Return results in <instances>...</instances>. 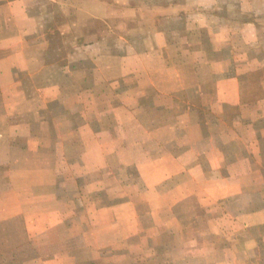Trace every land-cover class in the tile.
Wrapping results in <instances>:
<instances>
[{
    "label": "crops",
    "instance_id": "0c3cea01",
    "mask_svg": "<svg viewBox=\"0 0 264 264\" xmlns=\"http://www.w3.org/2000/svg\"><path fill=\"white\" fill-rule=\"evenodd\" d=\"M28 1L0 0V264H264V63L229 47L202 70L160 26L172 5L110 50L106 5L91 39L82 4V47L50 56ZM213 1L198 42L263 40L264 5L231 22Z\"/></svg>",
    "mask_w": 264,
    "mask_h": 264
},
{
    "label": "rangeland",
    "instance_id": "374dc122",
    "mask_svg": "<svg viewBox=\"0 0 264 264\" xmlns=\"http://www.w3.org/2000/svg\"><path fill=\"white\" fill-rule=\"evenodd\" d=\"M208 0H29V6L31 7L29 12V15L32 16L31 18L34 20L37 17L33 14H37V6L39 5H46V16H45V22L42 27H40V24H42L39 18L38 26L36 25V28H34V34L30 35V43L31 48H34V51L38 47V43H36L37 39H41L44 37L45 42L44 44H41L40 46H44V50L46 53L50 54V56L54 54L58 55H67L71 53L72 51H75L78 53L81 45L84 42V33L86 30H82L80 28L79 23L84 22L87 17L88 13L84 12V9L81 7L82 4H88L91 6L92 11L90 10V19H91V25L92 29L89 31V38L95 39L97 36L100 35V28L101 25L96 20V15L100 14V5L105 4L106 9L108 12L107 17V24L103 25L108 26V37L106 46L108 49L112 50L114 47H120V44L118 41V37L120 34H125L128 31H131L128 29V26L132 25V21L138 22V26L140 23H144L142 28L148 29V27H144L146 24L145 22L150 21L152 17H160L157 15H161V11H158L159 7H166V6H183L184 11H186L185 16L179 17L177 19L169 20H162L158 18V20H161L160 26L162 28L164 27H170L173 31V38L175 41H178L180 46L184 48L183 51L188 53H197L201 52L204 56V59H199L198 63H201L202 66L205 68L202 70L207 71L209 68H206L207 65H210L212 67V70H214L215 66L214 64L218 61L223 64V66L228 65V48L231 47L233 49V53L235 56L241 54L242 52L248 51L250 54V59H247L246 61H234L233 64L238 63L237 66H245L246 63H251V66L255 65H262L264 63V36H258V40L262 39L261 42L258 43H252V44H244L243 42L240 43L238 39L237 43L228 44L225 45V48L222 52H218V47H220L219 44L214 43H201L198 42L199 40H210L212 39V36L210 34V31L203 27V24H209L210 29L215 25V22H213L212 17L210 18V21L208 18L203 16L204 10L202 7H200V4L207 3ZM213 0H210V3H213ZM215 3L219 4L220 6H224L223 11L224 18L226 20H231V22L234 18V4H250L252 6V10H262L261 5H264V0H217ZM83 5V6H84ZM199 8V10H198ZM79 9V10H78ZM201 9V10H200ZM239 13L237 15H244V17L247 16V18L255 17V12H246L238 10ZM260 12V11H259ZM209 14V13H207ZM232 15L229 18V15ZM93 15V16H92ZM212 15V14H209ZM201 16V17H200ZM203 18L205 19L204 23H200L199 20L203 21ZM260 17H258L259 19ZM187 19V20H186ZM236 20V18H235ZM77 22L78 28L71 27L70 23ZM209 21V22H208ZM262 21V27L258 28V31L260 33H263L264 35V18ZM89 22L90 21H86ZM208 22V23H207ZM185 24V25H184ZM73 26V25H72ZM184 28L185 32H182L181 28ZM239 28H235L234 31H237ZM88 31V30H87ZM105 30L103 29V34ZM189 34L188 37H185V35ZM211 42V41H210ZM142 43V42H141ZM139 43V44H141ZM40 44V43H39ZM138 44V46H140ZM36 46V47H35ZM30 48V50H31ZM109 50V51H110ZM217 50V51H216ZM181 53V52H180ZM182 54V53H181ZM188 55V54H185ZM238 59V57H237ZM185 60V59H184ZM183 60V61H184ZM216 65V64H215ZM51 69L48 73L49 75H44L46 78L47 76H52ZM55 77V76H54ZM57 78V76H56ZM42 80V78H40ZM46 81V80H45ZM106 104V103H103ZM102 104L98 105V109ZM58 107L53 106L51 110H53V115L58 114L57 111ZM110 109V108H109ZM112 115V114H110ZM144 128L148 129V125L144 124ZM116 190V189H115ZM111 194H113L110 191ZM183 221V220H182ZM190 237V236H189ZM192 239V237H190ZM179 237H175L174 243L179 240ZM165 241V237L163 238V242ZM196 254V253H195ZM194 255V254H192ZM194 257V256H192ZM209 262L212 261L211 257H209ZM207 260L204 259V262Z\"/></svg>",
    "mask_w": 264,
    "mask_h": 264
}]
</instances>
